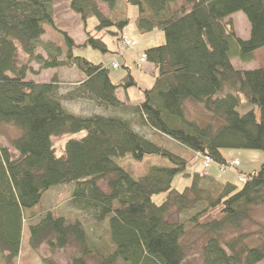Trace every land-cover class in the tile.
I'll return each instance as SVG.
<instances>
[{
    "label": "trees",
    "instance_id": "16d2710c",
    "mask_svg": "<svg viewBox=\"0 0 264 264\" xmlns=\"http://www.w3.org/2000/svg\"><path fill=\"white\" fill-rule=\"evenodd\" d=\"M100 1L109 14L98 0H70L86 38L79 44L60 31L69 50L61 58L60 47L48 57L38 53L46 26L56 29L54 0H0V128L12 124L21 132L12 148L0 141V264H15L26 227L33 251L44 243L53 251L64 249L74 240L81 254L71 264H89L97 246L85 224L43 208L45 193L62 185L75 186L70 201L76 209L108 226L112 247L97 264H185L184 241L197 230L204 235V264L264 263V224L242 231L245 222H256L253 208L264 206V163L241 173L246 179L239 183L201 171L182 191L173 184L179 174L191 176L193 159L208 156L221 167L230 162L225 149L264 151V67L237 69L232 63H250L264 48V0H184L189 8L179 10L172 6L176 0ZM131 6L138 9L139 32L165 34L163 43L144 51L154 67L153 83L145 88L129 67L115 82L104 63L73 52L84 45L118 55L133 20ZM236 12L250 23L248 39L238 37L227 20ZM19 47L26 63H19ZM33 61L44 69L75 67L84 79L61 94L56 78L28 77ZM131 87L139 89L134 105L117 97L118 89ZM64 98L95 100L122 113L78 114L65 107ZM189 101L222 124L192 119ZM136 125L171 138L191 156L168 149ZM63 134L69 138L58 152L53 138ZM144 162V169H135L134 163ZM201 181L215 183L214 192ZM163 193L164 201L155 202Z\"/></svg>",
    "mask_w": 264,
    "mask_h": 264
},
{
    "label": "rangeland",
    "instance_id": "374dc122",
    "mask_svg": "<svg viewBox=\"0 0 264 264\" xmlns=\"http://www.w3.org/2000/svg\"><path fill=\"white\" fill-rule=\"evenodd\" d=\"M100 8L105 14H109L110 10L107 5L98 0ZM123 2V1H122ZM121 2V5H122ZM173 9L179 10L182 6H186L184 0H176L173 3ZM129 12L132 15H137V7L131 6ZM54 15H55V25L56 29L46 26V33L42 36V44L38 48V53L42 54L44 57H48L50 52H54L57 47L61 48L60 56L65 58L68 55V44L67 41L60 31L67 32L74 40L82 44L85 41V34L83 29V23L80 19V16L76 14L70 8V0H54ZM227 20H231L235 28L236 34L242 39H248L250 35V23L243 12H236L232 14ZM91 23H95V20H92ZM163 33L162 43L165 40V34L163 31L158 30ZM129 37V36H127ZM130 38V37H129ZM131 39V38H130ZM132 40V39H131ZM133 41V40H132ZM133 45L124 46L122 42L121 52L118 55H113L111 53H102L99 50H95L91 46H75L73 52L75 55L86 56L90 61L95 63H104L111 70L112 79L117 82L127 73V68L129 67L136 77H140L142 82L141 86L143 88L149 87L152 85L154 77L153 75L145 70L143 63L142 66L138 67L137 62L140 57L135 62L134 57L126 56L130 55V50L134 49L136 43L133 41ZM144 53V52H143ZM123 57V60L121 59ZM18 59L19 63H26L28 61V56L23 52L19 47L18 50ZM112 60V61H111ZM118 60L120 65L119 68H113V62ZM111 61V62H110ZM127 63V65L122 64ZM110 63V64H109ZM233 65L237 69H257L264 67V48H261L255 52V58L250 63H243L238 58L232 60ZM34 71L28 74V77L37 81H51L54 78L58 80L59 88L61 94H66L75 88H77L82 80L84 75L79 72L75 67H60L52 69H44L41 67V63L37 61L32 62ZM126 66V67H125ZM136 87H131L130 92L134 93ZM63 104L69 110L83 115H90L94 113H103V114H118L122 113L121 110L113 108H104L97 104L95 100L91 99H62ZM139 101V98H138ZM137 101V103H138ZM187 109L190 117L198 121L201 125L214 124L216 127L221 125L223 121L220 119H215L207 111L203 109L202 106L189 101L187 103ZM242 111L245 108H241ZM130 115V114H128ZM132 116V114H131ZM136 128L140 132H144L149 138L157 141L158 143L164 145L168 149L179 153L185 157H190L191 153L179 144L178 142L172 140L169 137L158 134L148 128L136 125ZM20 130L12 124H4L0 128V141L3 145L12 148V141L20 135ZM69 138V135L63 134L58 135L53 138L54 145L56 146L58 152L62 151L63 145L66 140ZM224 154L229 161H234L238 159L240 165L235 169H226L223 170L220 168L218 163L211 162L208 168L205 167V164L202 159H193L191 165L188 168V172L191 173V176H183L181 174L177 175L173 181L174 186L182 191L186 186H188L193 179V176L196 172L204 171L207 174H213L215 177L223 182L231 181L239 183V176L241 173H248L260 168L264 163V151L258 149H225ZM152 162H156L153 160ZM157 163V162H156ZM146 163L137 164L134 163L135 169L141 170L146 167ZM100 185L107 189L106 181L101 180ZM200 185L206 188V190H211L214 192L216 188L215 183L210 181H201ZM74 185H62L52 187L47 191L43 197V208L51 209L54 215H64L68 218L69 221L75 219H80L86 226L87 231L90 235V239H93L96 242L97 253L95 256L88 257L89 264H97L100 255L109 250L112 247V243L108 235V226L105 222H97L91 215L84 213L76 209L70 201L71 193L74 189ZM166 197V194H159L154 196V201L157 203H162ZM175 213L174 217L177 218ZM253 217L254 222H245L243 225V232H252L259 229L260 224H264V206H256L253 208ZM231 233L226 234V238L231 237ZM29 231L27 227L23 233L21 252L19 257L16 259L15 264H46L44 259L49 260L53 264H71L72 259L81 254L80 245L72 240L71 243L64 249L51 250L48 244L44 243L38 251H33L28 243ZM204 243V235L201 231H193L188 238L184 241L185 247L187 249V258L185 264H204L202 256V246ZM116 264H126L123 261L119 260ZM264 264V263H259Z\"/></svg>",
    "mask_w": 264,
    "mask_h": 264
},
{
    "label": "crops",
    "instance_id": "0c3cea01",
    "mask_svg": "<svg viewBox=\"0 0 264 264\" xmlns=\"http://www.w3.org/2000/svg\"><path fill=\"white\" fill-rule=\"evenodd\" d=\"M130 14H131V12H130ZM135 18H136V13H135V15H132L133 20L131 21L130 25L126 29V36H129L136 43V46L134 49L128 51V52H130V55H126V56L134 57V59H135L134 61L136 62L137 59L140 57V54L143 53L146 50V48L162 43L161 40L163 39V33L156 31V32H153L150 34H142L141 32H139L137 30V28L135 26ZM123 57H125V56H121L122 60H123ZM121 62H122V64H124L123 61H121ZM124 65H127V63ZM144 67H145L144 68L145 70H147L148 72H150L152 74L154 67L151 63L147 62L144 65ZM136 78L138 80L139 86H141V82H142L141 78L138 76H136ZM130 90L131 89H128L127 91H125L122 88L118 89L117 90V97L121 101L126 102L128 104H131V105L137 104V101L139 98V89L136 87L134 93L130 92Z\"/></svg>",
    "mask_w": 264,
    "mask_h": 264
},
{
    "label": "built area",
    "instance_id": "2783aa9c",
    "mask_svg": "<svg viewBox=\"0 0 264 264\" xmlns=\"http://www.w3.org/2000/svg\"><path fill=\"white\" fill-rule=\"evenodd\" d=\"M123 44L126 47V46H131L134 43H133V41L129 37L125 36L124 39H123ZM146 62H147V55L144 52V53H142V56L140 57L139 61L137 62V66L140 67V66L143 65V63L145 64ZM119 66H120L119 61L118 60H115L113 62V68H119ZM203 162L205 164V167L208 168L210 166V164H211L212 161H211V159L208 156H205V157H203ZM239 165H240V161L238 159H236L234 161H230L227 164L221 165L220 168L223 169V170H226V169H235ZM245 179H246V177L244 175H240L239 176V181L242 182V181H245Z\"/></svg>",
    "mask_w": 264,
    "mask_h": 264
}]
</instances>
